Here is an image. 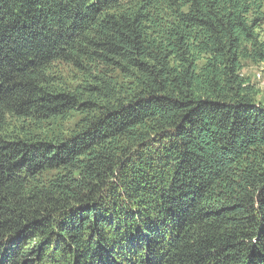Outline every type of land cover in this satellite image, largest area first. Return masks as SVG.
<instances>
[{
    "label": "trees",
    "instance_id": "trees-1",
    "mask_svg": "<svg viewBox=\"0 0 264 264\" xmlns=\"http://www.w3.org/2000/svg\"><path fill=\"white\" fill-rule=\"evenodd\" d=\"M263 26L264 0H0V264H264Z\"/></svg>",
    "mask_w": 264,
    "mask_h": 264
},
{
    "label": "rangeland",
    "instance_id": "rangeland-1",
    "mask_svg": "<svg viewBox=\"0 0 264 264\" xmlns=\"http://www.w3.org/2000/svg\"><path fill=\"white\" fill-rule=\"evenodd\" d=\"M262 37L264 38V26L262 31ZM64 72L66 75L72 76V72L69 69H64ZM243 73L250 77L252 81H254L257 84V87L260 89V98L264 99V64L256 66L251 63H248L245 69L243 70ZM74 115V114H73ZM71 119H63L60 122H55L54 125H52V129L56 130L57 132L61 130H66L70 127L72 123L77 119V117L74 115V117H70Z\"/></svg>",
    "mask_w": 264,
    "mask_h": 264
}]
</instances>
